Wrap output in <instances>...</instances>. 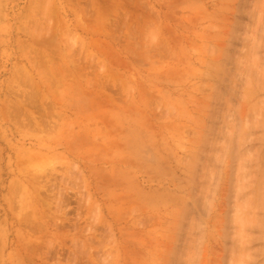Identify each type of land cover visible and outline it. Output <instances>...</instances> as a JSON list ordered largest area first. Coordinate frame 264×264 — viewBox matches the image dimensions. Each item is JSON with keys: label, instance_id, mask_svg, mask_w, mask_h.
<instances>
[{"label": "rangeland", "instance_id": "rangeland-1", "mask_svg": "<svg viewBox=\"0 0 264 264\" xmlns=\"http://www.w3.org/2000/svg\"><path fill=\"white\" fill-rule=\"evenodd\" d=\"M0 264H264V0H0Z\"/></svg>", "mask_w": 264, "mask_h": 264}]
</instances>
